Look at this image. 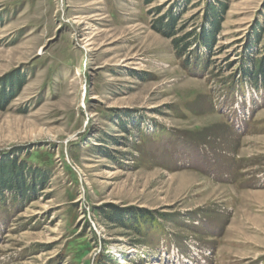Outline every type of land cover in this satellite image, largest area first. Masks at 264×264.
I'll use <instances>...</instances> for the list:
<instances>
[{"label":"rangeland","instance_id":"rangeland-1","mask_svg":"<svg viewBox=\"0 0 264 264\" xmlns=\"http://www.w3.org/2000/svg\"><path fill=\"white\" fill-rule=\"evenodd\" d=\"M254 62L264 0H0V264H264Z\"/></svg>","mask_w":264,"mask_h":264},{"label":"trees","instance_id":"trees-1","mask_svg":"<svg viewBox=\"0 0 264 264\" xmlns=\"http://www.w3.org/2000/svg\"><path fill=\"white\" fill-rule=\"evenodd\" d=\"M215 10L216 9L214 8V11ZM224 11H225V8L224 9H219V12L216 11L214 13V15L212 16V22H211V25H210V28L212 29V32H211V34L209 36H206L207 34H205L204 37H203L202 45H204L208 49H211L212 46L215 44L216 33L220 29L221 17H222V14H224ZM168 19H169V21L166 24H164V23L160 24L159 31L163 35H165V36H167L169 38H173V37L176 36V33H175L174 29L176 27L177 18H175L174 16H171ZM173 43L177 46V49L179 50L180 54H184V55H185L187 49L190 47L189 44H185V45L184 44H180V39H174ZM262 65H264V64H262ZM262 65L260 64V62H254L253 66H254V69H255L256 72H253V74H252V72H250L249 70H244V72H242L243 73L242 75H244V78L248 77L249 79H251L250 81H252L254 83V85H257V83H258L257 81L260 78V75L261 76L264 75V72H262V70H260V69L264 70V67ZM260 72H262V73L260 74ZM14 164L16 165L15 161H13V166H15ZM3 167H4V164L0 163V169H1L0 170V177L3 176V169H4ZM18 168L21 171L22 170H24V171L30 170L31 174L33 173V174L38 175L40 179H42L45 176L40 171H35V173H34V172H32L31 169H27L28 167H27L26 164H20V166ZM0 182H2V185L0 184V192L2 191L3 188L14 187L15 189H17L19 191V193H20V195L22 197L26 196L28 188L26 187V184H25V182L22 179H18L16 182H14L13 186L9 185L8 181L6 179L1 180ZM43 183H44V181H42L41 183L37 182V184H35V185H40L41 186V185H43ZM34 189H35V186L32 185L31 186V190H34ZM114 213L115 212H113V214H112L113 217H115Z\"/></svg>","mask_w":264,"mask_h":264}]
</instances>
